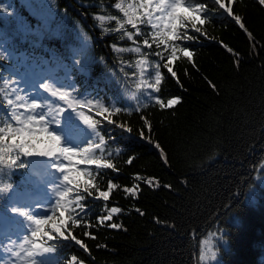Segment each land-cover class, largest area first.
I'll use <instances>...</instances> for the list:
<instances>
[{
    "label": "trees",
    "instance_id": "obj_1",
    "mask_svg": "<svg viewBox=\"0 0 264 264\" xmlns=\"http://www.w3.org/2000/svg\"><path fill=\"white\" fill-rule=\"evenodd\" d=\"M51 1L63 18L64 37H44L38 42L8 32L6 51L0 48V127L15 128L11 123L15 118L7 115L12 111L8 93L21 94L18 83L30 76L32 68L42 85L56 79L60 91L72 100H82L76 107L95 129L88 124L89 131L74 127L73 132L79 133L84 148L91 143L95 156L110 161L115 170H97L79 156L71 162L64 159L63 164L90 172L89 179L96 184L89 196L83 190L84 177L75 172L73 184L65 182L63 174L59 182L61 192L68 193L69 212L82 221L78 226L69 222L68 228L88 251L70 239L47 241L44 244L53 248L51 257L35 264H67L72 256L80 264H197L199 240L214 229L223 233L225 241V247L218 249L219 264H264V188L255 182L264 164V6L259 0H232L233 13L245 26L242 29L222 10L216 11L213 0H191V5H208L205 16L211 22L198 25L204 35L192 31L191 25L179 29L181 39L176 43L192 51L193 57L189 61L181 54L170 65L177 73L173 78L164 67L173 42L168 48H157L152 36L160 29L153 28L143 13L136 29L125 24L120 32H104L114 28L115 22L101 25L95 16L115 15L123 20L112 7L114 0ZM79 30L88 41V60L81 70L72 64V52L67 49L74 44L72 32ZM125 32L132 34L131 41ZM185 35L195 39L184 40ZM145 39L151 47L144 44ZM141 60L147 61L151 74L161 72L160 91L128 102L122 95V78L136 76ZM43 68L49 73L42 74ZM156 98L165 104L180 98V103L161 108ZM101 105L112 111L98 115ZM64 108L59 105L57 112ZM108 118L122 127L109 125ZM101 137L105 142L95 149ZM0 174V187L6 188L0 192V245L26 228L31 241L34 225L27 216L52 215L54 219L59 195L49 213L42 212L46 207L36 191L45 174L27 156H20L11 167L0 164ZM109 182L114 185L109 199H95L98 191H108ZM255 187L252 203L247 194ZM125 188H133L136 195H129ZM78 196L85 197L80 202L86 205L84 211L77 207ZM112 207L121 212L101 225L97 218ZM110 223L121 227L111 229Z\"/></svg>",
    "mask_w": 264,
    "mask_h": 264
},
{
    "label": "rangeland",
    "instance_id": "obj_2",
    "mask_svg": "<svg viewBox=\"0 0 264 264\" xmlns=\"http://www.w3.org/2000/svg\"><path fill=\"white\" fill-rule=\"evenodd\" d=\"M132 2L139 7L143 0H132ZM155 2L156 0H153V4ZM168 2L171 3V0H168ZM186 2L191 5V0H186ZM142 13L143 11L139 15L141 16ZM26 14L33 18L35 25H31L28 22ZM164 14L159 11H153L152 23H159L158 18ZM0 20L2 24L0 27V48L4 51H6V45L9 42L8 32L18 35L22 40L35 38L38 42L44 37L61 39L66 33L63 18H60L51 0H0ZM152 23L150 24L152 25ZM72 37L74 44L67 45V49L72 52V64L81 70V66L85 65L88 60L85 51L88 41L80 30L77 32L73 31ZM140 62L137 65L136 76L130 75L122 78V95L128 102L135 103L154 94V91L148 85L155 83V73L151 74L152 70L147 61L143 64ZM65 72L67 73V71ZM41 73L48 74V68H43ZM41 81V79L36 78L35 71L32 68L28 78L21 77L18 83V90H21V94H17L15 91L8 93V98L12 101V111L7 114L8 118L13 119L16 116H20L22 120H26L28 115L43 114L45 117L44 123L48 125L50 132L60 138L61 147L84 148L85 142H82L78 136L79 133L73 132L72 129L81 127V130H90V126L86 123V118L76 107L83 104L82 100H72L67 95H65V100H61L59 93L62 91L59 90L56 79L47 85H42ZM5 85L6 89H8L9 84ZM31 103H36L39 107L34 110L30 109L28 106ZM59 105L65 107L61 113L57 112ZM11 123L15 127H19L13 120ZM27 157L32 162V166L38 169L39 173L44 171L42 187L36 191V197L46 207V210H42V212L49 213L52 203L62 189L59 184L61 173L57 171V168L59 163L64 162V157L50 158L38 155ZM1 165L3 166L4 164ZM255 182L259 188H264V164L258 168ZM256 191V187L249 191L247 194L248 201L252 203L255 201L254 194ZM60 219V212L58 211L54 220ZM28 230L26 228V230L24 229L14 234L11 239L2 241V245H0V264H35L36 262L40 263V259H49L51 257V252H40L37 254L34 251L32 256L28 255L29 251H33L27 236ZM44 246L46 245L44 244ZM219 247H225L223 233L214 229L199 240L197 264H219Z\"/></svg>",
    "mask_w": 264,
    "mask_h": 264
},
{
    "label": "snow or ice",
    "instance_id": "obj_3",
    "mask_svg": "<svg viewBox=\"0 0 264 264\" xmlns=\"http://www.w3.org/2000/svg\"><path fill=\"white\" fill-rule=\"evenodd\" d=\"M260 5L264 6V0H259ZM213 5L218 6L215 8L216 11L222 10L223 13L227 14L228 17L231 18L237 25H239L242 29L245 27L241 22V18L233 13L232 10V0H213ZM112 7L122 14L123 20L117 18L115 15H97L94 19L98 20L101 25H103L106 21H114L115 27L111 30L105 28L104 32H120L125 24L131 25L133 29L137 28V20L140 19L139 13L143 11V15L148 17V22L152 23V11H159L161 13H165L161 17H159V23H152V27L155 29H160L153 36L152 40L156 42L157 48L160 45H164L165 48H168L169 41H172V47L169 49V55L167 56V63L164 65L167 68L168 72L172 75L173 78L177 77V73L170 66L174 61L180 58L182 54L189 61L192 60L193 52L188 50L186 47L181 44L176 43V41L181 39V33L179 31L180 28L186 27V25H191V30L200 33V35H204L201 32V28L199 26H203L207 23H210V19L205 16V12L208 11L207 4H194L189 5L186 0H171V3L168 0H156L153 5V0H143L142 3L139 4V7L132 0H114L112 3ZM143 22V21H141ZM199 25V26H198ZM124 35L127 36L128 40L131 41L133 36L130 32H125ZM137 36L141 35L139 31L136 33ZM249 35H251L249 33ZM184 40L192 41L195 39L192 35L183 36ZM144 44L148 47H151L149 41L147 39L144 40ZM123 50V49H121ZM133 51H140L139 48L133 49ZM141 64L145 63V61H141ZM163 79L161 72L156 71L155 73V83L149 84L148 87L152 89L154 92L160 91V83ZM177 83H180L177 79ZM59 98L61 100H65V94L63 92L59 93ZM19 99V97H17ZM12 101L9 100V104ZM92 102L89 101V104ZM155 103L158 104L161 108L168 107L171 108L173 105H177L180 103V98L168 99L165 104L161 98H156ZM30 109H36L39 107L36 103H31L28 106ZM63 112V109L60 110ZM109 108L101 105L100 110L97 113L98 115L104 116L106 113H109ZM121 109H114V112L118 113ZM38 115V118H37ZM37 115H28L26 120H22L20 116H16L15 120L19 127H12L9 125L7 128L0 127V164H4L6 167H11L16 165L17 160H19L20 156H46V157H59L63 156L65 160L71 162L73 157L79 156L80 160L89 165H95L96 169H114V165L110 161H104L97 158L94 154V147L91 143L86 148H76L71 149L68 147H61L60 138L49 131V127L44 123L45 117L43 114ZM86 123L92 125L93 129H95V125L91 120H87ZM107 123L109 125H114V121L111 118L107 119ZM147 123V121H145ZM116 128L122 127L120 124L114 125ZM123 130L127 133H131V127H124ZM99 133H97L98 135ZM104 137L100 138V143L95 144V149H100L104 144ZM14 153H18L19 155H14ZM7 155V160L5 156ZM129 164L132 163L130 159L128 161ZM23 167V165H20ZM61 174H63V180L68 184H73V176L72 173L75 172L76 175L84 177L83 182V190L88 193L89 196L92 193L89 191L90 188L96 187V184L93 179H89L91 175L88 171L76 170V165H71V167L59 163L57 168ZM139 179V177H137ZM79 186V185H78ZM114 185L112 182L108 183V191H98L95 199H102L107 201L109 199V194L113 189ZM6 191V188L0 187V192ZM125 192H127L131 196H135L136 192L133 188H125ZM68 193L61 192L59 194V200L56 201L57 210L60 212V220H54L52 215H46L44 217L33 218L28 217L26 213H20L21 215L27 216V219L31 221V224L34 225V228L31 229V248L33 251H29L28 255L32 256L35 251L37 254L40 252L48 253L52 252L53 248L51 246H44L45 241H54L57 239L60 240H72L76 245H78L81 249H84L85 252L88 251L85 243H83L80 239L76 238L73 233L69 230L68 224L71 222L73 226H78L81 224V219L74 218L73 215L69 212V208L71 207L70 203L66 200ZM85 200V197L78 196L77 197V207L84 211L86 209V205L80 203ZM139 211V210H137ZM121 209L119 207H112L108 214L105 216L98 217V222L103 225L105 221H111L113 219L114 214L120 213ZM67 213V217L65 218V214ZM143 214V213H141ZM107 227L111 229H119L121 225L119 223H110ZM47 229V230H46ZM85 236H88L89 233L85 232ZM92 239H96L95 236H92ZM100 247H105L104 245H100ZM67 264H80L78 262V258L76 256H72Z\"/></svg>",
    "mask_w": 264,
    "mask_h": 264
}]
</instances>
